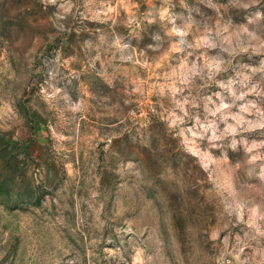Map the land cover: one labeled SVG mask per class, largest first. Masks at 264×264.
<instances>
[{
    "label": "rangeland",
    "instance_id": "374dc122",
    "mask_svg": "<svg viewBox=\"0 0 264 264\" xmlns=\"http://www.w3.org/2000/svg\"><path fill=\"white\" fill-rule=\"evenodd\" d=\"M184 98L264 107V0H0V264H264V124Z\"/></svg>",
    "mask_w": 264,
    "mask_h": 264
},
{
    "label": "clouds",
    "instance_id": "9594fccd",
    "mask_svg": "<svg viewBox=\"0 0 264 264\" xmlns=\"http://www.w3.org/2000/svg\"><path fill=\"white\" fill-rule=\"evenodd\" d=\"M260 15V13H258ZM175 91V89H173ZM256 91L259 93L261 90L253 86L252 88L246 89L239 93L240 97H244L247 92ZM196 100H189L188 98L184 99H174V106L169 110V119L172 124H178L183 122L186 118H191L193 123L182 127L180 133L184 137V141L189 144L190 147H196L197 137H207V140L212 142L211 146H216V141L221 140L225 135L229 133H235L247 128H252L257 125L264 124V107H261L256 100H248L245 103L239 105V109L235 112H228L222 119L227 120L228 117H231V120L228 121L223 128H220L215 119L209 118V115L215 116L217 112L222 111L225 108L229 107L227 102H222L218 105H215L212 108L206 107V115L202 118L199 113H190L189 105L196 106ZM177 109L180 111L178 112ZM255 117V119H249V115ZM198 155L207 156V162L203 161L205 165L211 164L214 162L215 158L211 152L205 150L203 152H198Z\"/></svg>",
    "mask_w": 264,
    "mask_h": 264
}]
</instances>
